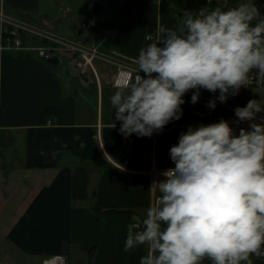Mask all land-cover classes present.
I'll return each mask as SVG.
<instances>
[{
    "label": "crops",
    "instance_id": "crops-1",
    "mask_svg": "<svg viewBox=\"0 0 264 264\" xmlns=\"http://www.w3.org/2000/svg\"><path fill=\"white\" fill-rule=\"evenodd\" d=\"M91 1L0 0V9L26 22L40 12L41 27L75 41L87 39L79 37L86 31L81 23L90 20L96 37L88 44L134 66L139 49L161 35L159 25L175 27L184 9H212L204 0H116L123 7L109 14L111 0H102L97 2L105 13L94 18ZM211 1L224 8L235 4ZM255 2L264 13V0ZM56 6L69 12L56 15ZM112 28L117 35L107 38L103 30ZM151 33L155 39L148 40ZM25 44L26 49L0 52V264H43L59 254L68 264H139L147 245L126 252V236L157 199L158 193L149 191L153 180L174 166L169 149L176 143V126L206 123L213 112L200 98L192 103L190 89L179 120L150 137H125L109 99L116 91L114 65H79L80 58L63 50L53 66L36 51L39 42L25 39ZM237 98L227 101L240 106L249 101ZM255 264H264V258Z\"/></svg>",
    "mask_w": 264,
    "mask_h": 264
},
{
    "label": "clouds",
    "instance_id": "clouds-1",
    "mask_svg": "<svg viewBox=\"0 0 264 264\" xmlns=\"http://www.w3.org/2000/svg\"><path fill=\"white\" fill-rule=\"evenodd\" d=\"M182 13L175 27L159 25L161 35L139 49L135 69L114 82L109 99L125 137H150L179 120L190 89L192 103L201 89L219 90L208 102L214 109L217 100L248 87L254 70L256 82H264V13L255 0ZM234 111L237 122L249 124L238 135L221 119L189 125L170 147L174 166L153 180L149 191L157 199L126 236V252L147 245L139 264H255L264 258V115L258 117L264 97Z\"/></svg>",
    "mask_w": 264,
    "mask_h": 264
},
{
    "label": "built area",
    "instance_id": "built-area-1",
    "mask_svg": "<svg viewBox=\"0 0 264 264\" xmlns=\"http://www.w3.org/2000/svg\"><path fill=\"white\" fill-rule=\"evenodd\" d=\"M93 26L94 23L90 20L82 22L81 29L83 31L86 30L87 39L85 41L69 40L67 38L59 36L51 29L39 27L23 20L14 19L0 9V52H2L3 50L26 49L27 46L25 44V39H34L35 41L39 42V45L35 49L44 61L58 56L59 52H62L63 50H69L81 59L79 61V65H82L83 62L92 64L96 61H102L114 65L116 68V72L112 81V86L115 88V80L122 77V74L124 73L132 72L136 66L123 61L117 53L113 56L105 55L101 53L96 47L89 45L88 42L94 40L96 37V32L93 29ZM103 32L107 36V38H114L117 35V30L115 28L104 29ZM147 39L153 40L155 39V35L151 33L147 36ZM141 75H145L142 70ZM241 87L255 88L264 91V82H256L254 70L252 74V82L248 85V87H245L243 85ZM193 91L195 90H190L191 93ZM199 98L201 99L203 107L211 110L214 114L211 115L206 123L217 122L221 119H225L233 127L234 134L237 135L239 134V129L241 127H249L248 121L237 122L238 118L236 117L234 110L237 106L240 105L230 101L220 102L217 100V106L214 109H210L208 107V102L210 99L215 98V96L200 91ZM261 115H264V113L258 114V117ZM258 117L256 118L257 122H259ZM189 125L199 124L191 122H181L180 124H178L176 126V143H178V138L181 132L186 131ZM134 134L135 133H133L129 137L134 136ZM43 264H68V260L66 255L59 254L46 258L43 261Z\"/></svg>",
    "mask_w": 264,
    "mask_h": 264
},
{
    "label": "rangeland",
    "instance_id": "rangeland-1",
    "mask_svg": "<svg viewBox=\"0 0 264 264\" xmlns=\"http://www.w3.org/2000/svg\"><path fill=\"white\" fill-rule=\"evenodd\" d=\"M67 2H68V0H66ZM95 1H99V2H102V0H92L91 1V3H90V11H89V13H90V16H92V17H94V18H99V17H101V16H96V15H94L93 13H92V7H93V2H95ZM233 2L236 4V2H238V0H233ZM103 3V2H102ZM116 3V0H111V2H110V7L112 6V10L111 9H108L107 8V11H108V13L110 14V12L112 11L113 13H115V11L116 10H118L119 8V10H121V8L123 7V5H119V6H117V4H115ZM235 4H233L234 6H235ZM105 7V6H104ZM53 11V10H52ZM66 11L67 12H69V10L67 9V7H64V8H61L60 6L58 7V6H56L55 7V11H53V13L54 12H56V15L57 14H59V15H63V13L64 14H66ZM75 13H77V12H75ZM69 15V19H68V21H70V19L72 18V16L74 15V11H70V13L68 14ZM38 18H35V20H30V21H28L29 23H32V24H34V25H37V26H39V27H41V24H40V12H39V16H37ZM76 18L77 19H81V17L79 16V15H77L76 16ZM24 19H27V18H24ZM29 19V18H28ZM77 22H79V21H77ZM68 23V22H67ZM87 32L85 31L82 35H80L79 37H82L83 39H85L86 37H87ZM76 37H74L75 39L78 37V35H75ZM102 36H101V34L100 33H98L97 34V42H98V40L101 38ZM256 93H258V90L257 89H255V88H240V90H239V93L236 95L238 98H240V97H243V98H246V99H248V100H250V99H253V98H256ZM258 94H260V96L261 97H264V92H262V91H260V93H258ZM237 98V99H238Z\"/></svg>",
    "mask_w": 264,
    "mask_h": 264
},
{
    "label": "water",
    "instance_id": "water-1",
    "mask_svg": "<svg viewBox=\"0 0 264 264\" xmlns=\"http://www.w3.org/2000/svg\"><path fill=\"white\" fill-rule=\"evenodd\" d=\"M124 8H128L130 12V8L128 5H125ZM92 13L96 16H101L105 13L104 8L97 2H93ZM48 63L52 64L53 66H57L59 64V58L57 56L47 60Z\"/></svg>",
    "mask_w": 264,
    "mask_h": 264
},
{
    "label": "trees",
    "instance_id": "trees-1",
    "mask_svg": "<svg viewBox=\"0 0 264 264\" xmlns=\"http://www.w3.org/2000/svg\"><path fill=\"white\" fill-rule=\"evenodd\" d=\"M205 3H207L208 5L205 4ZM202 5H203V6H204V5H207V6L212 7V8H215V7L218 6L215 2H213V1H208V0H204V2L202 3Z\"/></svg>",
    "mask_w": 264,
    "mask_h": 264
}]
</instances>
